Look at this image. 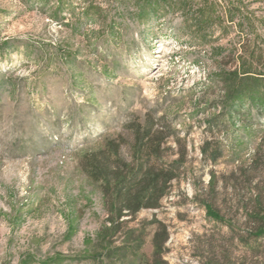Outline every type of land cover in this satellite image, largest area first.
Segmentation results:
<instances>
[{"label": "rangeland", "instance_id": "374dc122", "mask_svg": "<svg viewBox=\"0 0 264 264\" xmlns=\"http://www.w3.org/2000/svg\"><path fill=\"white\" fill-rule=\"evenodd\" d=\"M148 116L182 168L112 222L85 165ZM260 176L264 0H0V264H152L159 230L166 264H255Z\"/></svg>", "mask_w": 264, "mask_h": 264}, {"label": "trees", "instance_id": "16d2710c", "mask_svg": "<svg viewBox=\"0 0 264 264\" xmlns=\"http://www.w3.org/2000/svg\"><path fill=\"white\" fill-rule=\"evenodd\" d=\"M170 127L169 119L161 117L154 120L149 116L144 123L135 121L130 124L135 134L132 151L135 159L141 158L140 163L135 164V159L131 162L121 159L116 150L110 149L104 159L94 157L92 162L85 165L90 176L102 182L104 193L110 199L112 222L121 219L126 213L135 215L142 208H157L166 195L169 183L176 178L182 163L177 160L157 165L151 160L161 153L162 141L169 136L165 129ZM258 181L254 187L256 195L246 206V226L253 233L254 241L258 243L256 249L261 253L254 263L264 264V177L260 176ZM214 217L233 229L232 220L221 214L220 210H216ZM161 235L162 231L159 230L154 237L152 264H166L163 248L168 237L162 238ZM246 245L250 247L249 241H246Z\"/></svg>", "mask_w": 264, "mask_h": 264}]
</instances>
